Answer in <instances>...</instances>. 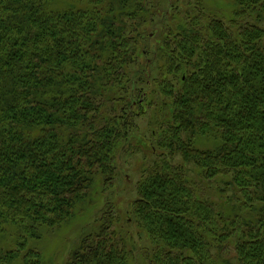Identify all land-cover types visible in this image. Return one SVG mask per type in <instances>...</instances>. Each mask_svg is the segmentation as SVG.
Returning <instances> with one entry per match:
<instances>
[{
	"label": "trees",
	"instance_id": "obj_1",
	"mask_svg": "<svg viewBox=\"0 0 264 264\" xmlns=\"http://www.w3.org/2000/svg\"><path fill=\"white\" fill-rule=\"evenodd\" d=\"M180 1L0 0V264H41L30 242L113 186L118 150L141 155L132 237L105 201L65 264H129V242L147 264H264V0Z\"/></svg>",
	"mask_w": 264,
	"mask_h": 264
},
{
	"label": "rangeland",
	"instance_id": "obj_2",
	"mask_svg": "<svg viewBox=\"0 0 264 264\" xmlns=\"http://www.w3.org/2000/svg\"><path fill=\"white\" fill-rule=\"evenodd\" d=\"M152 1L153 3H155L157 0ZM170 1L172 2L173 0ZM194 1L195 0H183V2H178V4H184V7H186L188 2L193 3ZM202 2L207 5L209 9L215 10L212 13L222 15L224 18H229L232 14V11L234 10L233 5L227 0H203ZM166 7L167 0H159V3H157L155 6V10L158 11L161 8L165 9ZM153 19L155 24L157 25V28H162V33L161 35H158L157 38H161L163 36L164 39L166 35L165 28L170 27L171 25V17L167 16L165 19H162L159 17L158 12H156V16H154ZM151 26L152 25L149 24L147 30ZM154 39L155 37L151 41H154ZM149 57L150 54L142 53L139 54L137 61H139L140 64H143ZM152 60L153 61L150 63V66L147 70L149 71V75L147 76L146 74H143L141 76V78L143 79V83L140 84L138 82H135L136 92L141 91L142 99H146V97L148 96L151 98L148 91H156V82H152L151 80L158 75V64L161 61L156 63L154 62V58H152ZM138 77L139 76H137V78ZM172 81L175 84L176 78L174 77ZM150 101L151 100L142 103L143 107L145 108L146 116L144 117L142 115L139 118H135L133 129L137 130L136 136L138 137L144 138L149 134L147 120L149 119V116H151V114H149L151 108L146 107L148 106ZM116 156L117 166H119V168L117 170L116 178L113 181V186L108 190H102L101 184L94 187L91 191L90 198H85V202L83 204L77 205V208L75 209L76 217L70 224H68V226L63 225L59 230L55 229L49 230L48 232L46 231V233H44L45 235L40 240L36 241V243L30 242L36 244V246L41 251V264H65L68 259L69 253L73 250L77 243H79L86 227L90 225L95 216H99L100 212L105 209V201H109L111 203L112 214H118L119 223H123L127 233V237H132L130 235V229L126 226L127 218L124 215L123 210L128 205V202H130V200H132L136 195L135 183L139 177V172L136 169L137 165H139L141 161V155L135 152L133 153L130 151L118 150ZM215 195L216 192L212 196L207 194V196L213 199L216 198L213 197ZM119 223H115L114 225H118ZM93 226L94 225H91L90 228ZM8 228L9 229H5L7 230L6 234L0 235V237L7 238L9 236L11 228L9 226ZM11 235H13L12 232ZM138 238L135 239L138 247L141 244L144 245V236ZM130 246H132V248ZM129 249L131 252L129 264H147L146 258L140 254L139 248H136V246L132 242H129Z\"/></svg>",
	"mask_w": 264,
	"mask_h": 264
}]
</instances>
